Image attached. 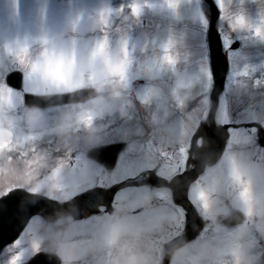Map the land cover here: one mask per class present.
<instances>
[{
	"label": "rangeland",
	"instance_id": "rangeland-1",
	"mask_svg": "<svg viewBox=\"0 0 264 264\" xmlns=\"http://www.w3.org/2000/svg\"><path fill=\"white\" fill-rule=\"evenodd\" d=\"M215 2L221 12L217 29L230 60L218 134H227L222 126L229 123L230 137L219 162L192 185L191 198L207 220L204 232L178 249L170 264H261L264 133L247 123L264 128V0ZM211 9L205 0H0V195L23 186L66 200L89 187L142 173L156 164L154 158H165L159 171L168 176L179 168L172 164L168 145L178 146L185 168L193 134L207 121L211 106ZM45 40L74 50L77 65L101 45L131 63L118 73L93 65L60 78L44 77L15 50L29 42L38 56ZM235 40L240 46L229 52ZM16 70L23 72L21 90L6 81ZM84 87L94 88L97 97L38 109L23 99L26 93ZM89 111L103 114L88 122L83 117ZM120 141L128 142V148L113 172L88 156L95 146ZM198 142L207 140L201 136ZM159 149L166 154L156 153ZM237 171L247 181V199L235 179ZM134 184L118 190L115 201L127 209L122 214L58 223L35 217L24 235L0 253V264H25L45 249L58 250L63 264H163L164 243L184 228L186 212L169 191ZM142 205L146 211L132 215ZM237 210L243 224L225 226L224 218ZM117 223L129 231L109 243ZM142 227L147 230L138 231ZM65 231L72 233L71 248L61 247L59 236ZM125 243L132 244V251L122 260L119 248Z\"/></svg>",
	"mask_w": 264,
	"mask_h": 264
},
{
	"label": "water",
	"instance_id": "water-1",
	"mask_svg": "<svg viewBox=\"0 0 264 264\" xmlns=\"http://www.w3.org/2000/svg\"><path fill=\"white\" fill-rule=\"evenodd\" d=\"M206 2L212 8L210 13L209 41L215 69V84L211 94L212 106L209 111L208 120L200 125L195 138L204 133L208 143L201 146L197 145L196 142L194 143L193 153L196 164L193 169H187L174 176L171 180L162 179L166 185L172 188L175 202L187 210L186 226L183 233L172 238L166 244L167 253L164 264H169L175 249L195 239L203 230L205 220L189 197L190 185L205 171L210 159L214 161L221 156L225 147L224 142L228 137V134H218V122L216 119L220 105V94L225 88L228 59L223 54L224 47L217 29L220 10L214 0H206ZM239 45L240 42L236 41L231 48L235 49ZM8 82L15 87H21L22 73L20 71L11 73L8 76ZM94 95L95 91L92 89H81L70 93L48 96L28 94L26 101L32 106L48 105L66 101H84ZM249 125L260 127L257 123ZM227 128L228 125H225L224 129L226 130ZM261 130L263 131V129ZM121 146L120 144H111L94 148L91 150V155L95 156L99 151H112L115 154L121 149ZM113 198L114 192L102 187L90 189L65 202L33 194L23 188L14 189L0 197V251L5 245L18 237L29 219L36 214L44 215L50 219H56L63 214L73 215L75 218H83L95 213L101 201H106V204H109ZM241 221L242 215L236 212L227 223L237 224ZM30 264H61V260L56 254L48 255L42 253L35 256Z\"/></svg>",
	"mask_w": 264,
	"mask_h": 264
},
{
	"label": "clouds",
	"instance_id": "clouds-1",
	"mask_svg": "<svg viewBox=\"0 0 264 264\" xmlns=\"http://www.w3.org/2000/svg\"><path fill=\"white\" fill-rule=\"evenodd\" d=\"M44 47L38 56H34L32 52V45L29 42L20 43L16 50L15 55L24 61L31 60V67L44 77L60 78L71 74L77 67H91L97 65L99 67H107L113 72H120L122 65H128L131 60L125 56L120 58L117 56L114 50L107 49L104 45L91 49L85 56H81L79 64L74 61L76 55L75 51L67 48L62 43H57L55 40L43 41ZM103 112L89 111L85 113L83 119L91 122L98 115H102ZM235 179L242 186V195L247 199L249 191L247 187V181L241 180V173L235 172ZM64 219H70V217H62L60 221H54V223L63 222ZM128 228L122 223H117L112 226L109 243L117 242L122 235L128 233ZM59 240L61 247L71 248L73 245L72 233L65 231L60 234ZM132 251V244L125 243L119 248V255L122 260H126L129 253Z\"/></svg>",
	"mask_w": 264,
	"mask_h": 264
},
{
	"label": "flooded vegetation",
	"instance_id": "flooded-vegetation-1",
	"mask_svg": "<svg viewBox=\"0 0 264 264\" xmlns=\"http://www.w3.org/2000/svg\"><path fill=\"white\" fill-rule=\"evenodd\" d=\"M178 156L177 154H174L173 155V158H174V161L172 162V164L174 163V165H178L179 168H181V159L179 157H176ZM163 161H160V166L164 165L165 164V158H162ZM101 166L107 170L106 166L102 163H100ZM131 178V177H129ZM125 181V180H124ZM124 181H116V182H113L112 184H109V186H112L114 184H118V183H124ZM99 215H97L98 217L100 216H105V215H111V216H114L116 214H121L125 211L126 208L122 207L121 205L119 204H116V206H112V207H107V206H100L99 207ZM145 211V207L142 206L140 208H135L132 213L133 214H139V213H143ZM46 223H49L46 219L42 218ZM73 219L72 217H70L69 220ZM74 220V219H73Z\"/></svg>",
	"mask_w": 264,
	"mask_h": 264
},
{
	"label": "snow or ice",
	"instance_id": "snow-or-ice-1",
	"mask_svg": "<svg viewBox=\"0 0 264 264\" xmlns=\"http://www.w3.org/2000/svg\"><path fill=\"white\" fill-rule=\"evenodd\" d=\"M260 30H259V28H257V32H259ZM169 59H170V57H168Z\"/></svg>",
	"mask_w": 264,
	"mask_h": 264
}]
</instances>
